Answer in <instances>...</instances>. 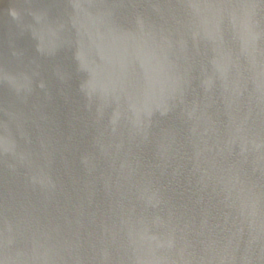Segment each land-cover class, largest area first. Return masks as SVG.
<instances>
[{
	"label": "water",
	"instance_id": "water-1",
	"mask_svg": "<svg viewBox=\"0 0 264 264\" xmlns=\"http://www.w3.org/2000/svg\"><path fill=\"white\" fill-rule=\"evenodd\" d=\"M0 264H264V0H0Z\"/></svg>",
	"mask_w": 264,
	"mask_h": 264
}]
</instances>
